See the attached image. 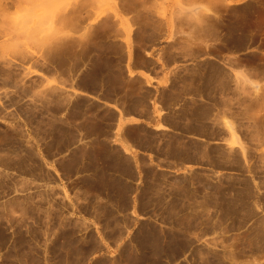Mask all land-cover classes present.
I'll list each match as a JSON object with an SVG mask.
<instances>
[{"label":"crops","instance_id":"obj_1","mask_svg":"<svg viewBox=\"0 0 264 264\" xmlns=\"http://www.w3.org/2000/svg\"><path fill=\"white\" fill-rule=\"evenodd\" d=\"M256 1L116 0L107 38L89 44L92 70L75 75H93L103 55L109 66L102 80L90 89L79 81L76 92L47 88L46 123L68 125L76 140L47 162L56 181L41 184L60 186L61 229H76L78 243L92 231L93 255L180 264L176 255L190 253L188 246L180 250L181 239L189 241L175 209L180 178L212 177L214 150L228 152L235 107L264 146V77L240 64L251 54L264 59V36L246 41L250 23L255 31L264 16L259 9L246 20ZM53 71L45 77L61 84L64 72ZM256 89L251 103H235ZM54 98L61 112L50 117Z\"/></svg>","mask_w":264,"mask_h":264},{"label":"rangeland","instance_id":"obj_2","mask_svg":"<svg viewBox=\"0 0 264 264\" xmlns=\"http://www.w3.org/2000/svg\"><path fill=\"white\" fill-rule=\"evenodd\" d=\"M116 3L0 0V264H159L153 256L93 255L97 244L92 231H85L78 243L72 237L76 229H61L60 186L41 184L56 181L47 162L76 140L68 125L46 123V90L51 86L73 90L79 81L90 89L102 80L109 66L103 55L96 57L93 75H75L92 70L94 54L89 44L107 38L109 13ZM254 5L245 11L249 22L254 11L264 9V0ZM255 26L254 31L250 23L246 41L264 36V16ZM240 64L248 75L264 77V59L257 54L246 56ZM51 70L64 72L61 84L45 77ZM259 95L256 89L235 103L249 104ZM60 102L55 105V98L50 99V117L60 114ZM231 115L228 152L214 150L212 177L180 178L175 209L184 218L178 223L181 235L189 237V241L181 239L180 250L190 248L188 255H176L180 264H264V146L255 140L252 123L245 122L236 107ZM64 193L68 199V192ZM62 241L68 253H61Z\"/></svg>","mask_w":264,"mask_h":264},{"label":"bare ground","instance_id":"obj_3","mask_svg":"<svg viewBox=\"0 0 264 264\" xmlns=\"http://www.w3.org/2000/svg\"><path fill=\"white\" fill-rule=\"evenodd\" d=\"M7 1H9V0H7ZM5 2H6V1H5ZM10 2H12V1H10ZM16 2H17V0H16ZM1 4H2V3H1ZM14 4H15V3H13V5H14ZM15 5H16V4H15ZM15 5H14V6H15ZM6 6H7V3H6ZM9 6H10V5H9Z\"/></svg>","mask_w":264,"mask_h":264}]
</instances>
